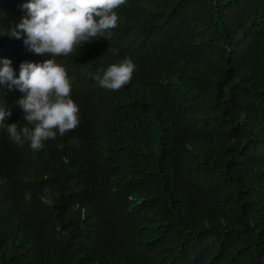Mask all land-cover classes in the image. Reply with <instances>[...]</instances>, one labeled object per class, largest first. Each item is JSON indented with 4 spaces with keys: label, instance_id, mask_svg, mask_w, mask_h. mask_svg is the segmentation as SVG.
<instances>
[{
    "label": "trees",
    "instance_id": "1",
    "mask_svg": "<svg viewBox=\"0 0 264 264\" xmlns=\"http://www.w3.org/2000/svg\"><path fill=\"white\" fill-rule=\"evenodd\" d=\"M14 68L0 264H264V0H0Z\"/></svg>",
    "mask_w": 264,
    "mask_h": 264
},
{
    "label": "clouds",
    "instance_id": "2",
    "mask_svg": "<svg viewBox=\"0 0 264 264\" xmlns=\"http://www.w3.org/2000/svg\"><path fill=\"white\" fill-rule=\"evenodd\" d=\"M32 64L36 65L38 68L41 66V64H37L35 62H32ZM17 68H14L10 71V75L7 76H0V84L4 85L6 88L9 89L10 82H13L12 80L16 76ZM45 78H49L50 76H54L46 66L40 71ZM55 77V76H54ZM51 81L46 80L44 83H50ZM57 85L53 87L52 91L49 94H38L34 93V97L27 102L26 105H24V114L26 119H28L31 122L34 123H42L45 126L47 125L46 117L43 113L38 111V99L37 97H40V95H45L49 98H54L57 94Z\"/></svg>",
    "mask_w": 264,
    "mask_h": 264
}]
</instances>
